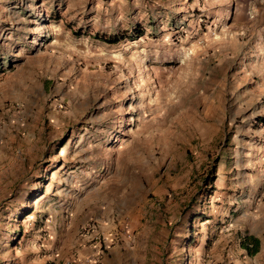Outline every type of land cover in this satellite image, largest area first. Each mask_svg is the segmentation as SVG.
Instances as JSON below:
<instances>
[{
  "label": "rangeland",
  "instance_id": "obj_1",
  "mask_svg": "<svg viewBox=\"0 0 264 264\" xmlns=\"http://www.w3.org/2000/svg\"><path fill=\"white\" fill-rule=\"evenodd\" d=\"M259 118L264 0H0V264H264Z\"/></svg>",
  "mask_w": 264,
  "mask_h": 264
},
{
  "label": "trees",
  "instance_id": "obj_2",
  "mask_svg": "<svg viewBox=\"0 0 264 264\" xmlns=\"http://www.w3.org/2000/svg\"><path fill=\"white\" fill-rule=\"evenodd\" d=\"M138 33L134 36V34ZM142 30L136 29V31L133 33V35L127 34V33H121V34H110V35H98L95 34L94 38L107 44V45H115L120 41L126 40L130 37H135L131 40H135L136 38L140 37L142 35ZM256 125L264 126V120L262 118H259L256 120ZM250 246V247H248ZM243 249L247 252V254L251 255L256 252L258 247V240L253 237H246L244 240V243L242 244Z\"/></svg>",
  "mask_w": 264,
  "mask_h": 264
},
{
  "label": "crops",
  "instance_id": "obj_3",
  "mask_svg": "<svg viewBox=\"0 0 264 264\" xmlns=\"http://www.w3.org/2000/svg\"><path fill=\"white\" fill-rule=\"evenodd\" d=\"M256 206H257V211H256L257 218L255 219V221L260 225L264 221V194L258 196ZM259 225L258 228L260 227ZM252 237L255 238L256 236L252 235Z\"/></svg>",
  "mask_w": 264,
  "mask_h": 264
},
{
  "label": "built area",
  "instance_id": "obj_4",
  "mask_svg": "<svg viewBox=\"0 0 264 264\" xmlns=\"http://www.w3.org/2000/svg\"><path fill=\"white\" fill-rule=\"evenodd\" d=\"M101 250H102V249H101ZM99 252H100V251H99V248H98V249H97V254H98ZM97 254H96V255H97ZM91 261H92V260H90V264H92ZM87 264H89V262H87Z\"/></svg>",
  "mask_w": 264,
  "mask_h": 264
}]
</instances>
